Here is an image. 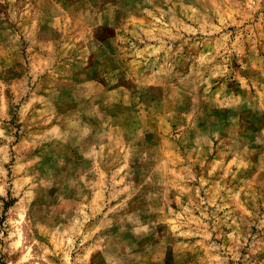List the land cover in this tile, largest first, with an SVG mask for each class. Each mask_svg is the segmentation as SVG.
Instances as JSON below:
<instances>
[{"label":"clouds","instance_id":"clouds-1","mask_svg":"<svg viewBox=\"0 0 264 264\" xmlns=\"http://www.w3.org/2000/svg\"><path fill=\"white\" fill-rule=\"evenodd\" d=\"M0 264H264V0H0Z\"/></svg>","mask_w":264,"mask_h":264}]
</instances>
